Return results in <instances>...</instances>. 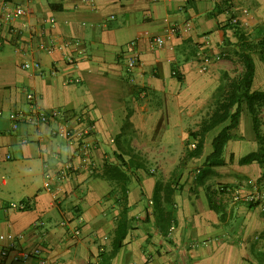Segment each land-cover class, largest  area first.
Instances as JSON below:
<instances>
[{"label":"crops","instance_id":"0c3cea01","mask_svg":"<svg viewBox=\"0 0 264 264\" xmlns=\"http://www.w3.org/2000/svg\"><path fill=\"white\" fill-rule=\"evenodd\" d=\"M6 1L27 12L0 25V246L20 235L19 246H39L44 258L10 264H264V216L246 200L264 188V164L239 163L258 148L248 111L218 162L205 159L228 121L185 159L235 65L244 71L243 42L264 46V0ZM133 39L138 59L128 66ZM253 50V88L264 90ZM30 97L58 115L13 129L9 113L27 112ZM61 127L73 135L52 133ZM67 164L71 175L57 179ZM107 164L126 171L125 195ZM221 184L238 197L220 194ZM122 215L126 234L113 252Z\"/></svg>","mask_w":264,"mask_h":264},{"label":"trees","instance_id":"16d2710c","mask_svg":"<svg viewBox=\"0 0 264 264\" xmlns=\"http://www.w3.org/2000/svg\"><path fill=\"white\" fill-rule=\"evenodd\" d=\"M258 46L260 47V50L258 51L261 53V59L264 61L263 41L259 42V44L253 45L247 41L243 42L241 58L244 64V71L238 81L239 86L236 85L237 83H233L231 87L228 88L225 96L221 97V99L217 102L216 108L212 111V113L201 121L199 129L191 132V135L195 138V142L194 146L187 151L185 159L187 157L197 156L201 153L205 132L216 125L228 121V123L225 124L213 137L211 142L212 152L205 159V164L212 165L215 162H218L223 147L226 141L230 138L229 130L237 126L240 113L245 108L252 119L253 130L257 139L258 148L257 150L250 151L239 158V163H250L252 161H257L261 164H264V134L260 131L258 119L259 110L264 105V90L253 88L255 63L251 55L252 51H254L253 49ZM175 76L180 77V74L178 73ZM107 171L119 182H122L121 188L123 194L125 195L126 181L128 178L126 171L123 170L118 164H107ZM172 192L173 187L166 185L164 189V199L166 201L170 200ZM125 211L126 207L124 206L122 212L124 213ZM173 212L174 211L171 209L164 215L162 213V218L160 221H158V225L161 230L166 231V229L172 224V217L174 215ZM126 229L127 220L125 219L124 215H122L113 238V252H115L121 246L122 239L126 234Z\"/></svg>","mask_w":264,"mask_h":264},{"label":"built area","instance_id":"2783aa9c","mask_svg":"<svg viewBox=\"0 0 264 264\" xmlns=\"http://www.w3.org/2000/svg\"><path fill=\"white\" fill-rule=\"evenodd\" d=\"M28 1V0H26ZM90 2L91 0H83ZM27 12V9L22 4H16L12 7L8 5L6 0H0V25L2 23H9L13 18L23 15ZM151 41L155 44V46L160 47L163 43L162 36L156 35L151 38ZM130 54L127 58V65L133 66L137 63L138 52L135 49L136 41L133 39L130 41ZM210 62V57L203 55L201 58V69H205L208 63ZM37 68H39V64H35ZM55 71L52 70V73ZM178 70H173L172 74H178ZM30 108L27 112L21 110H15L9 113V117L11 119L12 128L15 129L18 127L20 123L30 122V123H45L50 119L55 118L58 115V111L55 109L45 110L41 107H38L32 102V98L30 97ZM53 134L63 136V137H71L73 135V131L71 129L65 128H55L52 131ZM25 141V140H24ZM73 169L71 168V164H67L65 170L59 172L57 174V179H63L66 176L71 175ZM45 189H51L50 179H46L43 183ZM217 190L220 194L229 195L232 198L238 197V192L227 184H221L217 187ZM246 200L251 203H255L264 216V188L255 190L246 195ZM19 208H24L26 205L24 203H19L17 205ZM20 235L15 234H6L5 239L8 241V244L0 246V264H10L11 262H24L32 257H36L39 259L41 263H44V258L42 257V251L39 246L27 248L21 247L18 245V239Z\"/></svg>","mask_w":264,"mask_h":264},{"label":"rangeland","instance_id":"374dc122","mask_svg":"<svg viewBox=\"0 0 264 264\" xmlns=\"http://www.w3.org/2000/svg\"><path fill=\"white\" fill-rule=\"evenodd\" d=\"M233 71L235 72V75H233L232 77H230V80H227V82H226V88L231 87V85L233 83H235V84L237 83L236 85L239 86L238 81H239L240 77H239V73H237V71H238V66L237 65H235V68H234ZM223 96H225V95H223ZM258 119H259L260 131H261V133L264 134V105L259 110Z\"/></svg>","mask_w":264,"mask_h":264}]
</instances>
